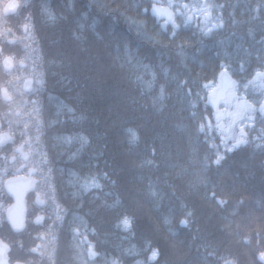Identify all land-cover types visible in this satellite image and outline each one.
<instances>
[{
  "label": "trees",
  "instance_id": "1",
  "mask_svg": "<svg viewBox=\"0 0 264 264\" xmlns=\"http://www.w3.org/2000/svg\"><path fill=\"white\" fill-rule=\"evenodd\" d=\"M154 2L169 3L23 7L40 54L32 144L70 226L53 264H264L261 94L232 137L207 103L223 70L240 91L264 83V0H172L180 29L167 31ZM2 180L0 238L14 250L25 241Z\"/></svg>",
  "mask_w": 264,
  "mask_h": 264
},
{
  "label": "flooded vegetation",
  "instance_id": "2",
  "mask_svg": "<svg viewBox=\"0 0 264 264\" xmlns=\"http://www.w3.org/2000/svg\"><path fill=\"white\" fill-rule=\"evenodd\" d=\"M28 1L0 0V133L8 132L12 136L11 141L0 146V180L3 178V188L5 180L10 177H24L32 173L38 181L25 199V230L29 229L17 236V240L25 241V246L22 242L18 243L22 247L14 250L10 246L8 261L1 259L0 264H53L54 246L61 239L60 230L66 235L70 227L65 224L63 229L68 210L55 200L41 166L42 154L36 141L32 144L38 121L35 103L40 90L41 71L40 54L32 34L29 13L23 9ZM191 18L190 15L188 20L192 21ZM260 84L264 86L260 78L255 80V86L250 90L247 83L243 84L242 101H248L253 92L262 94L264 87L259 88ZM3 89H7L10 100L2 96ZM234 90H237L236 87ZM9 197L11 201L7 207L13 203V198ZM32 203L35 214L30 218L27 212ZM74 233L82 238L80 230L74 229ZM58 234L60 239L57 241Z\"/></svg>",
  "mask_w": 264,
  "mask_h": 264
},
{
  "label": "water",
  "instance_id": "3",
  "mask_svg": "<svg viewBox=\"0 0 264 264\" xmlns=\"http://www.w3.org/2000/svg\"><path fill=\"white\" fill-rule=\"evenodd\" d=\"M9 6V5H8ZM151 15L156 18L157 22H161L163 30L167 31L168 25H171L175 30H179L180 25L176 21V14L169 5H163L154 2L150 9ZM236 80L227 71L220 74V85L216 88L214 94L207 95L208 105L215 111L220 110V105L227 100L229 92L235 87ZM7 89L2 90V96L10 100ZM12 136L10 133H0V146L11 141ZM37 179L33 177L32 173L28 176H15L5 180L4 187L8 194L13 198L11 203L6 209V218L15 232H21L26 227V203L25 199L27 194L32 191L37 183ZM39 195L37 196L38 200ZM37 222V219H35ZM10 245L0 239V260L8 261ZM23 264V263H15Z\"/></svg>",
  "mask_w": 264,
  "mask_h": 264
},
{
  "label": "rangeland",
  "instance_id": "4",
  "mask_svg": "<svg viewBox=\"0 0 264 264\" xmlns=\"http://www.w3.org/2000/svg\"><path fill=\"white\" fill-rule=\"evenodd\" d=\"M188 15H186L185 17H188ZM216 24H218V22L210 17V20L207 23L208 27H213ZM218 85L219 82L209 86L208 91L214 93ZM263 87L264 86L262 84L259 85V88ZM262 93L263 96L261 94L260 98L262 107H264V91H262ZM224 103V110L221 108L218 113L217 120L219 121L220 126L223 127L224 132L227 133L229 137H232L234 136L236 122L238 119H240L243 113L246 114L247 107H249V102L242 101L240 90H233L232 92H230L228 99Z\"/></svg>",
  "mask_w": 264,
  "mask_h": 264
}]
</instances>
